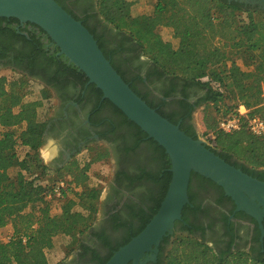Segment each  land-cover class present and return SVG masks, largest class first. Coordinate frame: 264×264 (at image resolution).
Segmentation results:
<instances>
[{
	"label": "trees",
	"instance_id": "1",
	"mask_svg": "<svg viewBox=\"0 0 264 264\" xmlns=\"http://www.w3.org/2000/svg\"><path fill=\"white\" fill-rule=\"evenodd\" d=\"M56 1L62 5V0ZM133 5L131 0H97V15L106 25L131 39L139 47L140 57L151 63L159 75L182 83L180 101L190 107L189 117L199 106L213 107L216 116L207 112L203 116L207 147L263 180L264 136H256L246 128L224 132L219 129V122L222 117L237 113L240 105L249 110L248 118L264 117V8L238 0H157L153 11L143 15L133 14ZM79 20L94 34L104 54L134 91L156 108L147 98L149 93L139 91L121 65L112 59L115 52L105 49L101 35L89 25V20ZM164 27L172 31L171 37L177 43L163 35ZM67 69L79 74L83 86L89 81L73 63ZM32 80L35 79L23 74L12 79L0 76V228L13 226L11 239L0 240V264H50L46 251L55 246L60 235L71 238L69 252L80 247L81 236L94 225L102 195V187L92 184L89 171L94 162L109 155L108 148L95 151L92 145L88 147L92 158L83 165L76 159L64 167L46 164L40 148L46 141L50 118L40 120L39 109L50 99L52 90L40 82L44 87L40 97L30 98ZM191 87L199 90L195 103L188 100ZM87 89L98 99L103 96L94 83ZM169 96L171 91L165 94ZM227 100L235 104L229 105ZM104 103L112 106L130 130L129 139L121 148L133 158V172L119 173L118 182L127 180L132 188L135 183L142 187L137 201L129 198L110 216L114 229H123V238L118 245H111L105 258L97 255L99 264H105L116 250L145 228L158 211L172 177L171 160L164 147L149 138L109 99ZM158 112L180 124L188 135L199 137L195 127L186 121V115ZM109 122L114 126L113 121ZM19 147L26 148L23 155L18 152ZM139 149L142 151L137 153ZM65 177H69V187L61 211L52 214L47 193ZM193 177L214 183L192 172L189 202L183 208L181 220L176 221V226L181 227L163 238L157 264H264V259L251 258L245 252H218L203 237L194 234L188 216L195 203Z\"/></svg>",
	"mask_w": 264,
	"mask_h": 264
},
{
	"label": "flooded vegetation",
	"instance_id": "2",
	"mask_svg": "<svg viewBox=\"0 0 264 264\" xmlns=\"http://www.w3.org/2000/svg\"><path fill=\"white\" fill-rule=\"evenodd\" d=\"M238 1L264 8V0ZM62 5L78 19L89 20V25L101 35L105 49L115 52L111 54L112 59L121 65V70L139 91L149 93L147 98L156 109L166 114L177 112L181 116L186 115V121L197 131L195 111L189 117L190 107L180 101L183 99L182 83L159 75L151 63L140 57L139 47L131 39L106 25L97 15V0H62ZM70 64L41 27L15 17H0V70L6 68L31 76L51 88L57 100L46 135V138L53 137L59 143L60 151L53 168L64 167L75 159L80 150L95 142H102L111 150L115 174L103 205L105 214L89 229L87 239L82 241L75 258L62 262L99 264L97 255L105 258L111 252V245H118L123 238V229H114L110 216L129 198L137 201L142 185L135 183L132 188L127 180L118 182L119 173L133 172V158L121 148L126 145L130 130L122 124V118L113 112L112 106L104 103L106 98L98 99L92 90L87 89L91 84L89 81L83 86L79 74L67 69ZM170 91L171 96L165 97ZM189 91L191 97L188 100L195 103L200 96L199 90L191 87ZM109 121H113L114 126ZM191 186L195 203L191 205L188 216L194 234L203 237L218 252H245L251 258L264 259V214L259 221L257 217L237 210L236 202L216 182L193 177ZM115 204H118L117 208L112 209ZM180 227L178 224L175 229L179 231ZM100 235L106 239L99 238ZM157 261L158 255L146 264H157Z\"/></svg>",
	"mask_w": 264,
	"mask_h": 264
},
{
	"label": "water",
	"instance_id": "3",
	"mask_svg": "<svg viewBox=\"0 0 264 264\" xmlns=\"http://www.w3.org/2000/svg\"><path fill=\"white\" fill-rule=\"evenodd\" d=\"M0 17L30 21L49 34L70 63L82 70L124 114L164 147L172 173L158 211L145 228L114 252L105 264H146L155 260L164 237L173 235L176 221L189 202V185L195 171L222 186L237 210L259 221L264 214V181L223 159L151 107L115 69L94 34L56 0H0Z\"/></svg>",
	"mask_w": 264,
	"mask_h": 264
},
{
	"label": "rangeland",
	"instance_id": "4",
	"mask_svg": "<svg viewBox=\"0 0 264 264\" xmlns=\"http://www.w3.org/2000/svg\"><path fill=\"white\" fill-rule=\"evenodd\" d=\"M131 1H133L134 3L132 7V13L145 15L153 11L154 4L156 3L157 0H131ZM161 31L166 38L172 39L174 43H177V40L171 37L172 31L169 28L164 27L161 29ZM1 75L7 76L9 79H12V78H16L20 76V73L14 70H9V69L6 70L5 68V69L0 70V76ZM31 88L33 90V95L30 98H38L40 97L41 91L44 87L40 82L36 80H32ZM227 103L229 105H234L235 101L227 100ZM57 104H58L57 100L55 99L53 92H51L50 99L46 100L44 106L39 109L40 120H46L47 118H50L54 114V111L57 108ZM205 107H206L205 105L199 106L193 114L194 120L197 126V134L199 138L203 140H206V137L203 135V131L205 130V124L203 121L204 114L207 112L211 116H216V113L213 107L209 106V107H206V109ZM49 138L50 137L46 138L45 143L40 148V156L46 164L53 167V165H55L56 163L57 157L55 159L49 158L48 160H45V158L42 157L41 155L42 151L46 150L45 146ZM57 144L59 145L58 142ZM92 145H93V148H95V151L100 150V149H106V148H108V151H109V155L104 157L101 160L94 162L91 165V168L89 171L92 184H97L102 187V195L100 199V204H99L98 212L96 215V219L94 221V224H96L98 223L99 220L102 219V217L105 214V212L103 211L104 210L103 205L104 203H106L105 200H106L107 191L110 187V184L114 180L115 168H114V158L112 156L110 148L106 144H103L102 142H95L94 144H91L90 146ZM88 147L89 146H87L86 148L84 147L82 150H80L79 154L75 156V159L79 160L82 165L86 161L90 160V158H92L91 156L93 153L91 152V149H89ZM18 152L20 153V155H23L26 152V148L19 147ZM51 155L52 153L50 152V157ZM65 178L69 179V177H65ZM61 205H62V201L51 202L50 203L51 213L52 214L59 213L61 211ZM88 233H89V230H87L81 236V240L87 239ZM12 236H13V226L11 224L6 226L5 228H0V240L8 241L9 238ZM70 241H71V238L67 236L60 235L56 237L55 246L46 251L50 264H57L60 261H68V260H73L75 258L76 252L79 247L69 252L68 245Z\"/></svg>",
	"mask_w": 264,
	"mask_h": 264
},
{
	"label": "built area",
	"instance_id": "5",
	"mask_svg": "<svg viewBox=\"0 0 264 264\" xmlns=\"http://www.w3.org/2000/svg\"><path fill=\"white\" fill-rule=\"evenodd\" d=\"M204 79L208 80V78ZM213 86L219 88V86L215 83H213ZM248 111L249 110L244 105H240L237 110V113L224 116L220 119L219 129L224 132L230 133L237 130H241L242 128H246L256 136H264V117L254 116L252 118H248ZM1 132L2 129L0 128V135ZM68 187V179L59 180L52 186V189L47 193V200L50 202L62 201L65 198V191L68 189ZM10 239L11 237L9 238V240Z\"/></svg>",
	"mask_w": 264,
	"mask_h": 264
},
{
	"label": "clouds",
	"instance_id": "6",
	"mask_svg": "<svg viewBox=\"0 0 264 264\" xmlns=\"http://www.w3.org/2000/svg\"><path fill=\"white\" fill-rule=\"evenodd\" d=\"M143 58L144 57H142V59ZM45 149L46 150L42 151L41 153L42 157H44L45 160H48L49 158L55 159L58 156L59 151H60L57 141L51 137L47 140ZM50 152L52 153L51 157H50Z\"/></svg>",
	"mask_w": 264,
	"mask_h": 264
}]
</instances>
